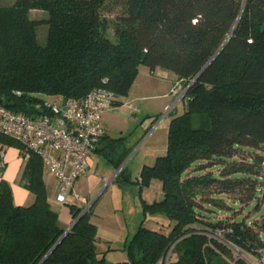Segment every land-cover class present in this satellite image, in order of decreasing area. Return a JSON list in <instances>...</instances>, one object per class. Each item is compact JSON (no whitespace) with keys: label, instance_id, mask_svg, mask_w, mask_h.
<instances>
[{"label":"trees","instance_id":"1","mask_svg":"<svg viewBox=\"0 0 264 264\" xmlns=\"http://www.w3.org/2000/svg\"><path fill=\"white\" fill-rule=\"evenodd\" d=\"M105 3L0 4V105L39 115L36 105L51 97L82 99L101 88L120 106L141 66L151 75L157 68L173 73L186 91L183 112L170 119L165 153L143 165L134 182L121 180L136 184L140 197L157 180L162 198L141 197L143 220L124 242L126 258L109 262L97 250L90 211L81 215L83 208L69 204L73 222L80 217L64 235L40 157L30 153L19 183L34 195L31 205H15L0 180V264H263L264 223L212 221L199 200L220 206L215 195L233 194L247 204L264 195V0H126L112 24L116 42L105 35ZM32 10L48 18L30 19ZM41 24L48 25L44 46L36 34ZM120 139H110L109 153L121 148ZM4 146L23 154L0 133V152ZM245 151L254 155L240 161ZM126 154L123 148L116 159L106 156L118 167ZM124 174L125 166L118 176ZM149 216L170 222L149 229Z\"/></svg>","mask_w":264,"mask_h":264},{"label":"rangeland","instance_id":"2","mask_svg":"<svg viewBox=\"0 0 264 264\" xmlns=\"http://www.w3.org/2000/svg\"><path fill=\"white\" fill-rule=\"evenodd\" d=\"M14 1L0 0V4L12 5ZM125 2L126 0H106L101 10V15L109 22V28L105 35L113 42H116L117 38L114 36L112 24L115 21V15L122 10ZM29 18L45 20L48 18V13L32 10L29 12ZM47 32L48 25L41 24L37 27L36 34L39 45L46 44ZM139 69L143 71L145 67L141 66ZM138 76L137 78H139ZM173 85L167 93V98H147L144 101L130 102L128 93L126 97L122 98L124 104L112 106L101 115L102 123L107 126L109 138L113 140L122 138L120 141H116L117 144L120 143V146H117L121 148H116L115 152L118 154L114 158L122 153L123 148L127 149V154L121 163V165L125 164V177L117 174L121 165L116 167L112 161L108 160L106 154H100L97 157L98 162L96 158L93 161L90 174L81 177L84 180L82 190L75 191V193L83 197L82 207L85 208L90 204V221L96 225L99 237L97 238V250L99 253L109 254L106 257L109 262L126 258V253L122 250L124 242L133 236L143 220L141 197L149 203L162 198L161 185L157 180H153L149 187L142 190L141 197L136 184H125L121 180L130 179L134 182L143 165H152L156 156L165 153L166 124L172 115L182 111V103L177 101L180 94L176 96L172 92ZM163 91L165 90L163 89L161 92ZM115 152L112 153L113 156H115ZM257 153L259 150H256ZM253 155L254 153L241 152L239 160L245 161ZM197 169L199 168L193 171ZM208 170L217 174L216 168L210 167ZM200 172L197 171V173ZM45 174L47 173L45 172ZM51 197L53 199L51 208L57 212L61 227L69 228L73 221L69 204H58L54 202V194ZM214 198L222 201V205L220 203V206L216 205L211 201L204 203L199 200L201 210L203 214L208 215V219L245 222L248 225L256 223L257 226L264 223V195L258 196L257 200L247 204H240L233 194H218ZM75 205L79 206V203H75ZM169 222L162 216H149L145 227L158 230L159 227L167 225ZM109 249L111 250L108 251ZM234 255L236 256V254Z\"/></svg>","mask_w":264,"mask_h":264},{"label":"built area","instance_id":"3","mask_svg":"<svg viewBox=\"0 0 264 264\" xmlns=\"http://www.w3.org/2000/svg\"><path fill=\"white\" fill-rule=\"evenodd\" d=\"M185 91L179 83L173 85L172 92L176 96L180 94L178 100ZM114 100L113 93L99 88L82 99L51 97L36 105V109L42 111L39 115L13 112L0 105V133L21 144L23 161L30 153L40 157L44 172L56 180L54 202L80 203L83 198L73 188L78 178L90 173L87 157L106 134L101 115L114 106ZM124 165L119 167L118 173ZM3 166L0 152V167ZM82 208L83 213L88 212L90 204ZM216 234L214 236L219 238L221 232ZM262 262L264 264V257Z\"/></svg>","mask_w":264,"mask_h":264},{"label":"crops","instance_id":"4","mask_svg":"<svg viewBox=\"0 0 264 264\" xmlns=\"http://www.w3.org/2000/svg\"><path fill=\"white\" fill-rule=\"evenodd\" d=\"M140 70V69H139ZM139 78L135 80L133 83L131 90L129 92V101L130 102H135V101H144L147 98H167V93L169 92V89L171 86L175 83L176 81V76L168 71H164L161 69H156L155 74L151 75L149 73V70L145 67V70L139 72ZM141 79V80H138ZM165 90L161 92L162 90ZM178 102H181L180 99L177 100ZM176 101V103H177ZM129 102V104H130ZM124 104V103H123ZM127 104L128 106H131ZM167 106V105H165ZM184 110V104L182 103V111L181 114ZM102 122V121H101ZM170 120L167 122L166 127L168 128ZM103 124V123H102ZM106 130V134L104 138L100 140L98 143L97 147L95 150L89 153L87 160H88V165H89V170L91 171L93 161L96 158V161L98 160V156L100 154H110L111 156L112 153H109L111 150L110 144V139L108 138V129L107 126L103 124ZM118 153L113 156V159H116L114 157L117 156ZM2 155H3V162L4 166L0 167V180L3 179L5 180L11 187V192L13 196V202L17 206H29L34 202V195L29 192L27 189H25L19 182H20V177L24 168L25 161L21 158V155L19 153V150L14 147H8L4 146L2 150ZM119 156V155H118ZM160 156V155H159ZM158 157V156H156ZM154 158V161L156 159ZM118 158V157H117ZM98 162V161H97ZM118 171V170H117ZM90 174V173H89ZM43 179L46 185V190H47V195H48V202L50 205L52 204V195L56 193V180L49 174L43 175ZM112 179V178H111ZM82 178H78L76 181L73 191H81L82 187L84 186ZM88 186V185H87ZM161 193V192H160ZM82 197V196H81ZM83 198V197H82ZM82 202L79 203V206L81 207ZM72 219V218H71ZM73 222V221H72ZM93 223V222H92ZM72 224V223H71ZM94 224V223H93ZM95 225V224H94ZM96 226V225H95ZM97 238L98 234H97ZM109 249L108 251H110ZM102 253V252H101ZM105 254V258L109 254ZM125 259H116L110 262H117V261H122Z\"/></svg>","mask_w":264,"mask_h":264},{"label":"water","instance_id":"5","mask_svg":"<svg viewBox=\"0 0 264 264\" xmlns=\"http://www.w3.org/2000/svg\"><path fill=\"white\" fill-rule=\"evenodd\" d=\"M82 214H84V213L82 212L81 215H82ZM79 217H80V216H79ZM79 217H78V218H79ZM78 218H77L74 222H72V224L69 226V228L66 229L64 235H66V233H68V232L70 231V229L74 226V224L76 223V221L78 220Z\"/></svg>","mask_w":264,"mask_h":264}]
</instances>
